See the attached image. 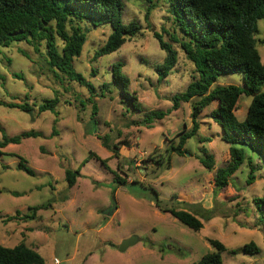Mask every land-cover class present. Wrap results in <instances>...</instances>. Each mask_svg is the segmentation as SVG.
Masks as SVG:
<instances>
[{
	"label": "rangeland",
	"instance_id": "1",
	"mask_svg": "<svg viewBox=\"0 0 264 264\" xmlns=\"http://www.w3.org/2000/svg\"><path fill=\"white\" fill-rule=\"evenodd\" d=\"M169 9V0H122V23L135 21L140 30L120 49L96 60L93 54L110 27L88 28L73 67L95 87L98 96L92 102L84 87L48 67L43 44L38 53L25 42L0 46V101L27 103L32 109L27 113L0 106V141L2 134L12 137L30 130L40 134L0 148V215L30 214L28 208L50 204L37 211L35 220H0L1 246L23 243L37 251L44 264H193L213 252L209 240H217L226 248L223 264H264V228L253 201L264 193V163L260 159L254 181L247 184V162L258 165L259 158L245 149L244 163L228 186L216 191L214 177L227 165L229 145L221 139L220 126L207 118L215 105L196 118L199 129L187 139L182 156L169 149L177 145L179 133L191 128V103H181L152 128L141 123L150 111L170 109L172 96L184 91L194 74L193 64L171 39L180 34ZM258 30L261 37L262 21ZM154 32L177 52L175 67L159 81L155 66L166 53ZM256 48L264 64V44ZM116 62L122 64L127 90L137 98L140 112L130 108L115 85L109 87L111 93L100 96ZM239 78L223 75L213 86L240 85ZM53 98L59 101L54 113L38 112L39 104ZM250 101L246 95L239 99L234 111L238 120L245 117ZM202 148L214 159L211 171L200 163ZM19 158L33 176L17 169ZM67 169L80 172L72 187L65 180ZM156 198L161 208L194 214L202 228L190 230L162 213L155 207ZM129 238L135 243L120 251ZM251 242L258 247L257 254L240 251ZM232 250L237 252L231 254Z\"/></svg>",
	"mask_w": 264,
	"mask_h": 264
},
{
	"label": "trees",
	"instance_id": "2",
	"mask_svg": "<svg viewBox=\"0 0 264 264\" xmlns=\"http://www.w3.org/2000/svg\"><path fill=\"white\" fill-rule=\"evenodd\" d=\"M169 12L172 15L173 25L180 37H171L179 44L184 57L194 66V74L185 90L175 94L170 99L171 108L153 110L144 114L142 125L152 128L155 121L164 119L171 111L180 107L181 103H191V128L178 134V143L171 146L169 152L182 156L186 151L184 145L187 139L196 134L200 123L196 118L204 110L210 109L207 118L213 119L222 130L221 139L229 145L228 161L224 168H219L214 177L216 191L228 186V182L245 160V149L258 155V165L248 160L249 169L247 184L254 179V171L260 168V159L264 163V64L261 62L257 44H264V33L259 34L258 22L264 25V0H169ZM122 0H0V46L8 47L13 42H25L38 53L39 47L44 45L46 64L54 72H58L68 80L78 83L89 93V101L97 97L95 87L77 72L73 67V60L80 56L86 41L88 28H97L102 25L110 27V33L103 45L98 48L93 59L113 53L120 49L127 39L133 38L140 30L137 22L131 21L127 25L122 23ZM159 48L165 51L166 56L161 64L155 66L158 81L165 79L177 63V52L170 44L163 40L161 34L154 32ZM27 58L28 56L22 52ZM121 63L111 65V82L103 83L100 87V96L104 97L110 86L120 88V95L135 111L140 107L135 96L127 90L128 79L123 75ZM94 76V71L92 72ZM238 74L240 85H215L217 79L223 75ZM21 79L18 74L13 75ZM250 96L246 115L238 120L234 111L239 99ZM58 99L44 100L38 105V112L49 111L54 113ZM0 106L17 108L22 112L30 113L32 109L27 103L14 104L0 101ZM97 107L92 104V113L96 114ZM93 118V117H92ZM52 135H55L53 126ZM40 136L33 130L24 131L18 135L8 137L2 134L0 148L8 144H19L23 139ZM200 139L199 142L205 141ZM102 145L110 148L105 142ZM203 157L200 163L211 171L215 164L214 159L201 149ZM91 157L99 158L90 153ZM169 165V159L168 163ZM17 169L33 176L34 171L19 158ZM80 176L79 169L65 170V180L68 187H72L76 178ZM124 182L120 181L122 185ZM258 212V222L264 228V193L253 200ZM50 204L46 202L39 206L28 208L30 214L2 217L4 222L35 220L38 210L46 209ZM155 207L162 213H169L186 228L199 231L202 222L194 214L185 210L161 208L156 198ZM214 248L213 252L200 257L193 264H223L221 253L225 246L217 240H209ZM240 251L248 254H257L258 247L254 243L244 245ZM232 250L230 253L235 254ZM0 264H44L43 258L37 251L23 243L14 247L0 245Z\"/></svg>",
	"mask_w": 264,
	"mask_h": 264
},
{
	"label": "water",
	"instance_id": "3",
	"mask_svg": "<svg viewBox=\"0 0 264 264\" xmlns=\"http://www.w3.org/2000/svg\"><path fill=\"white\" fill-rule=\"evenodd\" d=\"M135 243V240H133L132 238L130 239H126L123 241L122 245L120 246L119 250L120 251H124L125 249H127L129 246H132Z\"/></svg>",
	"mask_w": 264,
	"mask_h": 264
}]
</instances>
